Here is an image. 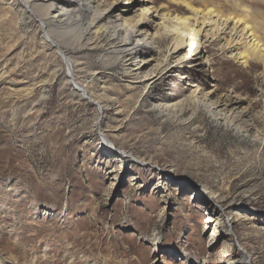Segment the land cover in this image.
Wrapping results in <instances>:
<instances>
[{"label":"rangeland","instance_id":"374dc122","mask_svg":"<svg viewBox=\"0 0 264 264\" xmlns=\"http://www.w3.org/2000/svg\"><path fill=\"white\" fill-rule=\"evenodd\" d=\"M95 1L133 25L149 8L156 81L98 34L60 44L78 93L29 8L0 0V264H264V69L199 14L247 11L264 43V0Z\"/></svg>","mask_w":264,"mask_h":264},{"label":"bare ground","instance_id":"6f19581e","mask_svg":"<svg viewBox=\"0 0 264 264\" xmlns=\"http://www.w3.org/2000/svg\"><path fill=\"white\" fill-rule=\"evenodd\" d=\"M22 1L24 6L29 8L35 18L40 22L44 41L50 46L52 45L56 54L61 58H66L60 49L61 43L78 51L85 47L88 41L92 38V35L97 36L98 34H106L110 35L115 41V44L111 46V52L115 54L116 59L127 58V60L132 59L136 62L134 63L136 67L132 69L133 76H136L137 78L142 77L144 78V81H156V74H154V72L149 73L145 70L153 60L152 57L154 55V41H152V38H147L143 32L141 33L142 29L140 28L141 26L145 27L147 24L144 18L149 11L147 6L141 9L142 12L139 16V20L133 25L131 20H119L113 12H107L106 10L100 9L95 0ZM246 13L247 11H244L243 15L234 14L235 16H231L232 13L224 15L211 8H207L206 11H199L202 18L201 24L204 26L211 25L210 27L216 29L219 27V22H221V25L223 23L226 25V23L230 21L235 27V30L238 29L239 33H241L242 39L245 41V51L242 54H239V56L244 59V62L249 58L259 60L264 69V43H262L263 41H260L261 38L259 39L257 36L259 34H257L255 30V19H252L253 23L250 22L247 19L248 15H246ZM186 22H188L187 18L180 20L181 25H185ZM181 28L183 32H188L190 50L192 47L193 49H197L196 44L200 43L197 41V37L199 36L198 30L189 28V26L188 28L187 26H182ZM182 39L183 36L178 34L176 43L182 45ZM199 48L201 49V47ZM62 60L65 72L71 75L69 78L72 80V63L68 59L66 60L63 58ZM70 86H72L73 90L78 93L85 92L84 88L73 80ZM101 140L103 141L104 139L102 138Z\"/></svg>","mask_w":264,"mask_h":264}]
</instances>
